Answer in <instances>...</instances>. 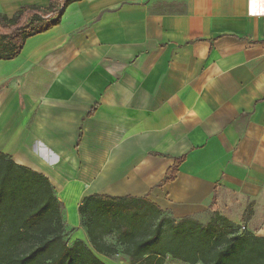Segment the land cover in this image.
<instances>
[{"label": "crops", "instance_id": "crops-1", "mask_svg": "<svg viewBox=\"0 0 264 264\" xmlns=\"http://www.w3.org/2000/svg\"><path fill=\"white\" fill-rule=\"evenodd\" d=\"M49 2L0 0V14ZM0 152L49 179L71 242L93 194L264 238V0L70 2L0 59Z\"/></svg>", "mask_w": 264, "mask_h": 264}, {"label": "trees", "instance_id": "trees-1", "mask_svg": "<svg viewBox=\"0 0 264 264\" xmlns=\"http://www.w3.org/2000/svg\"><path fill=\"white\" fill-rule=\"evenodd\" d=\"M57 8L50 0L45 10L0 14V59L14 58L28 37L57 25L60 13L43 18ZM183 160L175 159L158 186L175 178ZM77 211L86 240L71 242L49 179L0 152V264H264V238L239 232L219 214L202 223L174 218L145 197L100 194L84 197ZM250 213L248 207L243 221Z\"/></svg>", "mask_w": 264, "mask_h": 264}, {"label": "rangeland", "instance_id": "rangeland-1", "mask_svg": "<svg viewBox=\"0 0 264 264\" xmlns=\"http://www.w3.org/2000/svg\"><path fill=\"white\" fill-rule=\"evenodd\" d=\"M73 212H74L73 207H72V206H69V207H67L66 210L64 211V214L66 215V217L69 218V216H70V217L73 216ZM68 214H69V216H68ZM233 229H234V228H233ZM66 230H67V234H68V236H69V239H68V240L71 241V236L73 235V233H72L71 230H69V228H67V226H66ZM238 231H239V232H243L244 230L241 231V230L239 229ZM119 258H120V257H116V256H114V258H111L110 260H113L112 262L117 263ZM168 262L173 263V264H186V263H184V262L176 261V260H173V261L168 260ZM197 264H201V263H197Z\"/></svg>", "mask_w": 264, "mask_h": 264}, {"label": "built area", "instance_id": "built-area-1", "mask_svg": "<svg viewBox=\"0 0 264 264\" xmlns=\"http://www.w3.org/2000/svg\"><path fill=\"white\" fill-rule=\"evenodd\" d=\"M65 0H58V8H57V10H55L52 14H50V15H47V16H42L43 18H47V17H49V16H52V15H54V14H58V13H60L62 10H63V2H64ZM245 229V227L244 226H240V230L242 231V230H244Z\"/></svg>", "mask_w": 264, "mask_h": 264}]
</instances>
